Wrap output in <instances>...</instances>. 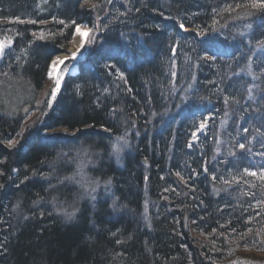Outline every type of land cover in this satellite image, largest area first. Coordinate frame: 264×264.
<instances>
[{"label":"trees","instance_id":"obj_1","mask_svg":"<svg viewBox=\"0 0 264 264\" xmlns=\"http://www.w3.org/2000/svg\"><path fill=\"white\" fill-rule=\"evenodd\" d=\"M253 2L0 0V40L12 42L1 84L26 87L30 106L75 25L92 29L37 132L23 138V119L0 114V264H264L248 256L264 254V8ZM117 136L128 144L115 160ZM64 153L85 156L95 200L61 182ZM61 204L79 209L74 220Z\"/></svg>","mask_w":264,"mask_h":264},{"label":"rangeland","instance_id":"obj_2","mask_svg":"<svg viewBox=\"0 0 264 264\" xmlns=\"http://www.w3.org/2000/svg\"><path fill=\"white\" fill-rule=\"evenodd\" d=\"M83 27L86 28L87 30L90 29L88 26H83ZM90 34H91V32H89V34L87 35L86 41L89 39ZM86 41L84 42V44L86 43ZM84 44H83V46H84ZM0 46H2V50H0V60H2L5 53L12 47V42L7 41V40H0ZM82 51H83V47L75 59L70 60L69 62L65 63L62 66L63 68L61 67L62 69L60 68L59 73L62 76L66 75V74L69 75V73H71L74 70L75 65H77L78 61L82 57ZM260 51L264 52V45H263V47L261 46ZM237 72L249 73L250 72L249 71V65L246 68L238 70ZM249 79H250V81H252V79L250 77H249ZM61 82H62V80H61ZM53 86H54V83L48 81L46 78V82H45V84L41 90L40 95L36 97V99L32 103V106H30V102H28V101L32 99V95L26 89V87L22 86L21 84H17V83H13V82L11 84L5 83V85H4V84H1V80H0V114L3 116H6V117H10V118L20 117L21 119H23L22 122H20L21 123L20 136H22L23 138L28 137L31 134L38 131V129L40 128V126L44 120V117H45V110L44 109H45L46 105L48 106L47 110L50 109L51 106H53V103H54L55 98H56V97L55 98L51 97V88ZM49 100L52 101L51 105L48 103ZM207 121H208V119H206V122L203 124L204 125L203 128H201V126L199 127L198 131L193 136L192 143H196V137L205 133V130L207 127ZM17 141H14L13 146L16 145ZM115 142H116V140L113 143H115ZM112 144H111V146H112ZM7 147L11 148L8 145H7ZM111 151H112V148H111ZM122 151H123V149H122ZM121 152H120V154H121ZM67 154L68 155H67V158L65 160L66 162L65 163L63 162V165L65 166L64 168L67 171V173L65 174V177H74V179L73 180L64 179V181H61V182L64 184L66 183L68 185L74 186V188L77 191L81 192L84 195L89 196L85 192L84 188H82L81 185L76 182V181L81 179V175L83 176V179L85 181L92 180L85 172L86 167L88 166V161L82 159V158H85V156H80L76 153H74L73 155H71L70 153H67ZM120 154H119V156H120ZM63 157H65V156H63ZM112 157H114L115 160H118V158H119L116 155H112ZM80 160H81V162H84V167L82 169V172H81V169L79 168ZM73 161H75V163H77L76 164L77 166H75V168H73L72 164H71V162H73ZM78 173H80V175H78ZM98 189L99 188L97 187L96 193H97ZM248 256H250L252 258H256V259H264V254H250Z\"/></svg>","mask_w":264,"mask_h":264},{"label":"snow or ice","instance_id":"obj_3","mask_svg":"<svg viewBox=\"0 0 264 264\" xmlns=\"http://www.w3.org/2000/svg\"><path fill=\"white\" fill-rule=\"evenodd\" d=\"M85 2L87 3V0H85ZM109 2H111V0H109ZM253 8H264V0H258V2H253L251 5ZM93 8L98 7L97 4H93L92 5ZM23 22V21H21ZM30 23H34V21H29ZM59 23L63 24L64 21H59ZM73 24L75 25V22H73ZM180 27L183 29L184 25L181 24ZM75 31L76 33H78L80 36L82 37H86L89 32L92 31V29H88L87 31H82L81 27L79 25H75ZM81 46H83V41H81ZM0 50H2V46H0ZM73 58L75 57V53L72 54ZM68 59V57H65L64 59H60L57 58L56 60H53L51 62V64L49 65V71H48V75L49 77H54V86L51 88V97L55 98L57 95V92L60 90L61 87V80L63 79V76L57 71L58 66L60 65H64L65 61ZM51 100L48 101V103L51 105ZM204 125L201 124V128H203ZM107 131V129H105ZM193 135H195V133H193ZM13 141H9L8 142V146L12 147L13 146ZM128 144V141L125 139L124 136H117L116 137V142L112 144L111 148H112V155H116L117 157H119L120 152L122 151V149L124 147H126ZM239 147L241 149L245 148L244 144H240ZM86 152V150H85ZM67 153H64L63 156H67ZM84 167V162H81L79 165V168L82 169ZM249 175L255 176L257 175V173L255 172H249ZM0 175H2V173H0ZM78 175H80V173H78ZM261 179H264V172L260 173ZM65 179L67 180H73L74 177H65ZM77 183H79L81 185L82 188H84L85 192L89 195V197L92 200L96 199V196L93 195L94 193H96L97 187L100 186L101 181L100 180H87L85 181L83 179V176L81 175V179L76 181ZM227 183V181H225ZM102 183L105 186H110L112 184V178L109 177L105 180L102 181ZM53 202L55 203V198H53ZM113 206H115L116 204V200H113ZM58 213L62 214L64 219L67 221H72L76 218L77 212L79 211L78 208H76L74 205H68L67 207L63 206L62 204L57 208ZM235 231V230H234ZM251 231V230H249ZM241 239H243V234H241ZM118 243L120 241H117ZM261 243H264V241H261ZM234 264H245V262H234Z\"/></svg>","mask_w":264,"mask_h":264},{"label":"bare ground","instance_id":"obj_4","mask_svg":"<svg viewBox=\"0 0 264 264\" xmlns=\"http://www.w3.org/2000/svg\"><path fill=\"white\" fill-rule=\"evenodd\" d=\"M82 31H87L86 28H84L83 26H80ZM181 30L183 32H187V30H185L184 28ZM87 37V36H86ZM86 37H82L80 36L78 33H76L75 29L73 31V34H72V38H71V42L68 46V48L66 49V51L64 53H60V54H57L55 56L52 57V59L50 60L49 64H48V69H47V80L50 81V82H53L54 83V77H49L48 75V71H49V65L51 64V62L53 60H56L57 58H60V59H64L65 57H68L70 59H75L78 55V53L80 52V50L82 49L83 46H81V41H83V44L84 42L86 41ZM73 53H75V57L73 58ZM62 67V65L58 66L57 68V71L59 72L60 68Z\"/></svg>","mask_w":264,"mask_h":264},{"label":"water","instance_id":"obj_5","mask_svg":"<svg viewBox=\"0 0 264 264\" xmlns=\"http://www.w3.org/2000/svg\"><path fill=\"white\" fill-rule=\"evenodd\" d=\"M72 38V37H71ZM70 60H73V59H70V58H68L66 61H65V63H67V62H69ZM63 66V65H62ZM76 73V66L74 67V70L71 72V73H69V75H74Z\"/></svg>","mask_w":264,"mask_h":264}]
</instances>
